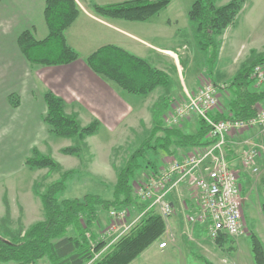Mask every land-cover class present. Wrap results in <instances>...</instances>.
Segmentation results:
<instances>
[{"label":"trees","instance_id":"obj_1","mask_svg":"<svg viewBox=\"0 0 264 264\" xmlns=\"http://www.w3.org/2000/svg\"><path fill=\"white\" fill-rule=\"evenodd\" d=\"M195 0L188 18L196 46L207 55L205 74L214 82V68L220 55L222 37L226 30L236 24L246 0ZM172 0H127L112 5L92 4L97 16L106 19L129 22H146L168 8ZM80 14L75 0H45L44 18L48 35L37 40L32 31H25L19 38V46L31 65L52 67L71 64L79 59V54L68 44L66 31ZM89 68L116 84L123 91L148 97L157 89L165 91V97L153 107L154 123L148 137L128 158L119 171L113 188V197L104 200L98 195H85L83 198L61 199L77 171H64L60 179L44 192L37 190L43 204L45 219L21 229L14 234L4 223L3 235L0 231V263L39 264L47 260L49 264H132L148 248L166 233L164 217L156 211H147L148 204L139 201L134 195V182L138 175H149L158 171V157L163 154L175 156L181 149L206 147L213 144L209 139V126L199 117L196 133H187L181 124L167 126L164 115L171 106L169 91L172 80L168 73L153 66L150 62L113 45L99 48L87 59ZM264 65V56H259L248 65L241 67L219 91L229 95L226 113L213 116L215 120L234 119L247 121L257 114V107L264 104V88L259 89L252 78V70ZM17 97H11L14 108L18 107ZM46 114L43 122L51 134L60 138H76L80 144L98 134L99 121L82 127L77 115H68L62 98L48 91L43 96ZM171 103V104H170ZM232 152L231 149H228ZM61 153L79 157L80 145L63 148ZM31 170L49 169L62 171L61 165L51 156L44 155L37 147L25 160ZM131 208L142 214L141 219L118 241L108 247L104 232L100 235L99 215L112 210ZM146 211V212H145ZM145 212V213H144ZM264 214V204L262 205ZM106 230V229H105ZM224 238L216 243L222 246ZM252 253L256 264H264V247L260 240L251 235ZM98 255H100L98 257ZM210 264V263H208Z\"/></svg>","mask_w":264,"mask_h":264},{"label":"crops","instance_id":"obj_2","mask_svg":"<svg viewBox=\"0 0 264 264\" xmlns=\"http://www.w3.org/2000/svg\"><path fill=\"white\" fill-rule=\"evenodd\" d=\"M75 1L80 8V14L74 24L66 31V39L68 44L79 54V59L63 66L43 67L35 65L36 67H31L20 49L19 38L25 31H32L37 40H43L47 37L48 27L44 18L45 0H0V107H5L9 114L7 121L0 123V127H10L9 136L17 141L22 138L26 143L34 140L39 134L37 129L41 128L40 120L45 125L42 121L46 114L43 96L46 92L51 91L64 100L66 113L77 115L79 121L82 118L89 124L93 121H99V131L104 129L113 136L129 135L132 136L130 141H136L147 132L144 128H147L148 122L152 120V108L157 102L150 103L147 101L146 98L151 95L148 97L135 96L123 91L113 82L105 81L108 79L95 77L97 75H92L94 72L89 68L87 59L99 48L113 45L150 62L156 68L168 73L171 80L174 79L175 82L172 81L168 94L172 106L184 98L186 92L195 93L192 92L195 87L192 81L194 78L190 77L191 75L183 74L178 54H176L180 50L177 38L183 35L178 26L179 21L177 18L169 19L164 27L152 22L155 17L168 8L146 22L106 19L94 14L91 5L105 6L123 3L127 0ZM185 12L188 17L189 10L186 9ZM188 19L186 29L192 31ZM191 31L186 33L187 37ZM224 36L222 37V46ZM221 52L222 47L220 54ZM187 55L189 63L194 60V55H199L194 45L193 51H188ZM204 77H207L206 74ZM185 78H187V84ZM229 80L226 81V84ZM214 82L218 86H225L223 85L225 81L218 83L215 75ZM163 93L165 94V92ZM12 96L18 99L17 108L12 106L10 101ZM227 99L229 102L228 96ZM170 108L168 112H170ZM223 112L226 113L227 111L219 110L218 115L224 114ZM18 113L21 115L20 121L13 119V116ZM153 123L150 122V131L153 128ZM181 127L187 133H196V116L192 115L184 120ZM249 135L252 136L251 133ZM235 140L239 141L238 138ZM192 150L193 148L181 149L175 156L183 157ZM240 152V149H237L235 152H229L228 155L229 160H232V165L238 169H241ZM243 170L246 171L248 177L249 170ZM242 172L244 171L241 170ZM249 182L250 184L247 185L245 181L242 183L240 180L241 185L243 184L242 195L245 200L244 217L245 206L250 197L246 193L249 191L248 193L252 194L264 186L262 181L263 183L259 184L260 187L256 189L257 186L253 185L252 181ZM190 196L187 187H182L178 194L169 195L168 200L174 207V214L164 218L167 229L162 238H166V240L159 243V250L165 253L170 246L174 250H182L186 244H195L219 264H256L252 253V243L248 248L247 238L251 239V235H255L264 247L263 204L260 206L262 215L259 224H255L250 230L248 221L245 220L246 234L237 239L232 238L235 245L229 247L230 251H226L228 248L226 238L230 237L222 236L225 240L222 246L216 241L215 244L210 243L204 237L206 234L205 225L186 222L185 216L190 212ZM132 212L136 213L137 211L132 210ZM107 223H109V219H107ZM31 225L27 226L26 229ZM105 240L111 244L115 240V236ZM164 242L167 243V247L161 249L159 246ZM184 251L186 254L190 252L189 249ZM206 261L207 264H212L209 260L206 259Z\"/></svg>","mask_w":264,"mask_h":264},{"label":"rangeland","instance_id":"obj_3","mask_svg":"<svg viewBox=\"0 0 264 264\" xmlns=\"http://www.w3.org/2000/svg\"><path fill=\"white\" fill-rule=\"evenodd\" d=\"M194 1L195 0H172L168 9L155 17L152 22L158 26L164 27L169 19H178V26L183 35L177 38L180 50L176 52V54H178L183 74L191 75L190 77L194 78H192V81L195 87L192 92L196 93L204 79L205 68H207V55L196 47L195 41L193 43L192 31L186 29L188 17L185 15V10H190ZM229 1L230 0H224L221 2V5ZM189 31H191V33L187 37L186 33ZM223 39L222 52L214 68V74L218 83L225 81L223 85H226V81L232 78L235 72H238L241 67L248 65L259 56H264V0H246L243 10L237 18L236 24L226 30ZM193 45L199 55H194V60L189 63V59H187L188 57L186 56H188V51H193ZM30 66L36 67L31 64ZM92 75L95 76L97 74L94 73ZM95 77L106 79L100 75ZM105 81L112 83L109 80ZM172 81H174L173 78ZM185 83L187 84V78H185ZM163 92H165L163 89H157L146 99H148L147 101L150 103L153 101L158 103L165 97ZM219 93V110L227 111V96L229 97V95L225 92L222 93L223 95L221 96V91H219ZM172 108L171 106L170 109L172 110ZM262 110H264V107ZM167 112L168 111H166L165 115H167ZM8 115V110H6L5 107H0V123L7 121ZM13 119L16 121L21 119L20 113L14 115ZM153 119L154 116L152 120L148 122L147 128H144L147 130L145 135L143 137L141 135L136 141H130L132 136H113L102 129L97 135L89 137L86 140L85 143L87 146L80 144L76 138H60L51 134L49 127L46 124L44 125L41 120V128L37 129V132H39L38 136L29 143L23 141L24 138L19 139L20 141L10 138V127H0L1 234L3 235L4 233L3 227L6 225L4 223H7L14 234H18L19 230L26 229L27 226L44 220L45 213L43 204L41 199L36 196V188L44 192L47 186L60 179L64 171L76 170L77 173L74 178L68 182L67 190L60 195L61 199L83 198L85 195L89 194L98 195L104 200L112 199L113 188L117 182L119 171L125 166L129 156L138 149L141 143L148 137L151 124L154 122ZM80 123L82 127L89 125L88 121L84 118L80 120ZM259 130L260 128H256L254 131H251V134L254 135V132L258 133L260 132ZM249 134L250 133H244L240 135L241 137H238L239 141L249 138ZM78 145L82 147V153L79 157L67 156L61 153L63 148ZM34 147H37L44 155L51 156L61 165L62 171L57 172L49 169L31 170L28 168L25 165V160L31 156V151ZM238 149L240 148L238 147ZM178 158L180 157L161 154L158 157V170L164 167L169 161ZM258 166L259 172L257 174H252L249 171L248 177L246 176V171L240 169V171H244L240 173V180L242 183L245 181L247 185H249V181H252L253 185L257 186H255L256 189L260 187L259 184L264 182V158H262ZM144 177H146L145 173H140L136 180L142 181ZM263 189L264 186L263 188H259L258 191L255 190L254 193L251 192L252 194H249V191L246 193L250 195V197L245 206L244 218L248 221L250 230L253 229L252 227L255 226V224L258 225L261 219L262 214L260 206L264 204ZM126 209L128 215L124 222L126 225H130L138 216V212L134 213L132 212L133 209L131 210V208L128 207ZM107 219H109L108 213L104 212L103 215H99V235L108 227L109 223H107ZM201 228H203V226H201ZM204 230L206 232V226ZM104 233H106V231ZM204 237L210 243L215 244V241L207 236V232L204 234ZM163 240H166V238L159 239L156 244L149 248L150 250L148 249V251L144 252L133 264H207L206 259L212 264H219L218 261L214 258L212 259L206 251L200 250L195 244H186L185 248L182 250H174L172 246H170L165 253H162L158 245ZM226 241L228 243L226 251H230L229 247L235 245L234 240L232 238H226ZM250 246L251 239L247 238V247L249 248ZM188 249L191 253L189 252L188 254L187 252L186 254L184 250ZM99 256L100 255H98V257ZM204 258L206 259L204 260ZM39 264L49 263L47 260H43Z\"/></svg>","mask_w":264,"mask_h":264},{"label":"built area","instance_id":"obj_4","mask_svg":"<svg viewBox=\"0 0 264 264\" xmlns=\"http://www.w3.org/2000/svg\"><path fill=\"white\" fill-rule=\"evenodd\" d=\"M251 76L258 87H264V65H257ZM219 97L218 87L204 77L196 93L186 92L185 97L175 102L172 110L164 115V123L170 127L192 115L203 119L210 128L208 137L213 144L194 147L187 155L169 161L156 173L134 182L135 197L148 204L147 211H156L164 218L174 214L169 195L178 194L182 187H187L191 198L186 222L205 225L208 237L214 241L222 236L237 239L246 234L241 171L229 160L228 149L235 152L240 148L241 169L252 174L259 172L258 164L264 158V106L259 105L256 116L247 121L215 120L213 116L219 113ZM256 128H260V132L241 141L235 140ZM127 215L124 208L110 211L104 239L115 236V240L108 243V247L128 233L142 217L139 214L132 224L126 225ZM159 247L164 249L167 243H161Z\"/></svg>","mask_w":264,"mask_h":264}]
</instances>
